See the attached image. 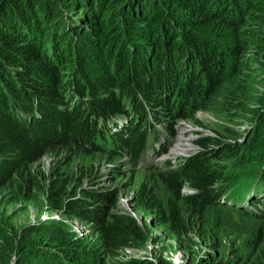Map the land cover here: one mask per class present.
<instances>
[{
  "label": "trees",
  "instance_id": "trees-1",
  "mask_svg": "<svg viewBox=\"0 0 264 264\" xmlns=\"http://www.w3.org/2000/svg\"><path fill=\"white\" fill-rule=\"evenodd\" d=\"M62 1L0 0V106L3 108L0 107V181H6L13 174L14 181L12 179L11 184L18 185V194L24 195L26 199L33 198L29 196V190L34 186L33 179L37 178L29 172L23 174V169L25 164L43 154V146L50 142L54 144L62 142L67 136L73 137L75 131L85 133L84 137L87 140L94 137L93 132L87 131L89 126H93L91 121L95 122L89 119L88 106L91 110L102 113L106 110L112 113L116 108H124L123 105L121 107L118 96L123 92H128L130 96L135 86L141 88L148 96L156 89V96L165 101L167 107L173 102L172 108L175 103L179 104L182 99H187L191 94L199 96L203 88L204 96L206 95L208 100L213 97L220 75L222 80L224 78L225 64H228V68L233 66L234 61L230 54L242 53L243 50L254 52L257 66L264 71V10L260 14L262 18L255 13L264 8V0H114L109 4L107 2L111 0H97L99 4L106 1L105 5L97 11L93 8V0H70L74 1L77 7L82 6L79 2L77 3L81 1L93 8V13L83 19L67 13L64 7H61ZM254 1L260 3L256 4L257 9L249 12V15L254 16L256 21L246 32L248 33L246 42L242 35L239 41H236L238 40L235 39L236 36L244 32L239 28L243 25L238 27V24H235L236 17L240 18L244 10ZM140 10L142 12L134 13ZM191 14H196L200 20H192ZM136 16L137 19L145 18L156 31L157 28L162 30L167 28L171 21L177 25L187 23V26L182 27L180 37H175L178 35L176 32L177 34L168 36L150 35L149 39L142 41L141 37L144 36L135 33L131 26V19ZM16 20L19 27L13 26ZM73 22L86 26L90 29V33L83 32L84 36L79 34L77 35L79 38H74L71 31L76 30V27L69 28ZM55 26H57L58 36L52 35L49 31L51 29V32H54L52 28H56ZM205 27L207 29H204ZM225 30L227 33L222 34L227 40L224 44H218L215 49L207 38H211L217 31ZM174 31H176L174 28L170 30L171 33ZM124 32L127 36L123 35ZM69 36L70 39L64 47L63 43L67 42ZM70 43H75L74 49L77 47L72 53L69 52ZM220 49L223 52V66L218 61ZM63 54H66L67 58L64 59ZM70 60L75 63L77 73L81 77L75 81L76 86L79 87V95H84V88H87V95L96 94L97 90L101 91H99L100 97H96L94 101H87V105L83 108L76 106L72 108L73 110L55 118L56 122H64L67 133L56 130L53 123L49 125L46 121L41 122L43 120H35L31 125L17 124L14 123L11 114L6 115L3 112L11 111L12 108V104L6 97L7 93L4 92L6 88L14 98H16L15 94L23 97L19 100L27 110L33 107V96L36 95L41 107L40 112L45 118L52 119L48 113V110H52L48 97L58 98L56 90L66 89V84L61 81L67 78L65 73L57 71L56 66L59 67L63 61L68 63ZM184 65L196 71L187 73L184 71ZM153 72L156 78H153ZM14 78L18 80L14 81ZM83 82L85 86H82ZM159 82L161 89L157 87ZM28 86L31 92L24 89ZM259 87L260 90L253 93L247 83L239 79L223 101L231 103V108H235V111L259 114L257 121L264 125V110L260 112L253 108L254 105L264 108V77ZM164 93L167 94L166 97H163ZM156 96L150 100L153 105L158 102ZM204 96L201 98L203 99ZM28 97H31L32 101H28ZM51 99L54 100V98ZM134 99L136 100V97ZM203 102L205 101L201 103ZM195 106L199 107L192 104L191 108ZM137 109L143 112L140 102L136 104ZM112 116L116 115L111 114L110 118ZM60 118H62L61 121ZM33 131H36L34 136L31 134ZM131 135L128 147L131 151H136L140 137L138 130L133 131ZM145 142L142 144L143 148ZM200 142L203 148L187 158L181 166L158 174L160 179L166 181L167 190H172L177 198L199 204H210L207 198L211 197V192L214 194L213 181L224 179L227 175L225 170L217 172L215 166H211L212 159L218 155L215 151L223 154L237 147H232V143L224 142L220 138L212 143L209 138L201 137ZM119 144L123 148V144L121 142ZM210 154L213 156H209ZM8 156H13L16 163V168L13 170L9 169L8 162L11 159H7ZM258 157L259 153L252 155L251 158L241 156L235 165L244 161L254 163ZM236 170L239 171L238 168ZM239 180L243 183L245 179L239 176ZM183 182L193 187L194 192L180 195V186ZM49 191L50 196L53 195V190ZM56 197L57 195L53 197L54 204L59 207L61 200ZM67 204L70 208L80 207L78 200L67 201ZM81 208L79 211L83 213L87 210L86 206L84 209ZM165 208L169 214L168 219L174 217L182 219L179 210L172 205L171 201L165 203ZM95 209L97 207L94 205L90 206L88 210H91V214H82V216L87 218L97 215L98 213L94 212ZM100 220L97 222L98 230L103 237V245L112 248L131 246L130 243L140 235L138 226L131 218L127 221L126 217L113 214L109 221ZM163 222H167V219H163ZM49 223L39 221L16 228L9 216L5 214V210L0 209V264H9L11 253L14 256L13 264L147 263L146 260L135 258L121 260L117 257L105 261L99 248L88 244L86 239L74 236L66 227ZM167 226L177 235L188 231L185 227L175 230L170 223ZM34 234L49 235L48 239L35 240ZM262 248V256L241 259L238 264H264V243ZM157 264L168 263L165 260L161 262L158 258Z\"/></svg>",
  "mask_w": 264,
  "mask_h": 264
},
{
  "label": "rangeland",
  "instance_id": "rangeland-1",
  "mask_svg": "<svg viewBox=\"0 0 264 264\" xmlns=\"http://www.w3.org/2000/svg\"><path fill=\"white\" fill-rule=\"evenodd\" d=\"M93 1L95 11L101 9L106 3L104 1L102 4H99L97 0ZM113 1H108L107 4L113 3ZM78 2L82 5L81 7H77L74 1L63 0L61 7H64L67 13L81 19L93 13V8H90L88 4L81 1ZM257 3L260 2L254 1L244 10L240 18L236 17L237 21L235 24H238V27L243 25L239 28L244 31L242 34L236 36L235 39H238L236 41H239V37L242 35L244 36V42H246L245 38H248V33L246 32L251 29L253 23L256 21L253 18L254 16L249 15V12L257 9ZM263 10L264 8L255 12L257 13L256 16L262 18L260 14ZM138 12L142 11H134V13ZM191 19L200 20L196 14H191ZM131 22L135 33L144 36L141 37L142 41L149 39L150 35L157 34L158 36H168L177 32L178 35H175V37H180V32L183 30L182 27L187 26V23L177 25L171 21L167 28L165 27L163 30L157 28L156 31L153 25L145 18L137 19L136 16L131 19ZM13 23V26L19 27L17 20ZM76 25L77 22H73L69 28H73ZM55 27L52 28L54 32H51V29L49 31L52 35L58 36L57 26ZM76 27V30L71 31V34L76 39L79 38L77 36L79 34L84 36L83 32L90 33V29L86 28V26L78 24ZM172 28L176 31L171 33L170 30ZM204 29H207V27ZM222 33H227V31H217L211 38H207L210 45L214 46L215 49L218 44H224L227 40L226 36ZM123 35L127 36V33L124 32ZM69 39L70 36L67 42L63 43L64 47L67 45ZM85 40L88 42L86 38ZM73 44L75 45V43H70V53L77 49L76 46V49H74ZM219 52L218 61L223 66L222 49ZM62 56L64 59L67 58L66 54ZM230 56L234 61L233 66L228 68V64H225L223 80L218 72L221 80L219 78L217 88L213 91V97L206 100L203 88L200 93L202 97L204 96L203 99L200 95L191 94L192 100H196V103H194L199 107L190 108L191 101L189 99H182L175 112L172 110L174 108L171 107L165 114L162 113L161 117L163 119H157L159 123H166L168 127L174 124V127H176L174 133L177 135L172 136L168 132L170 143L171 138L174 139V142L169 147V150L156 155L154 162L149 164L140 163L135 158L136 153L131 151L127 146L119 150H116V148L111 150L109 147L113 142L112 140H110L111 143L106 140L105 144L102 145L103 147L100 148V145L96 143L101 142L106 137L102 133L99 134L98 131H95L96 137L94 140H87L84 137L85 133L83 134L81 130V132L75 131L73 137L67 136L62 142L55 144L51 142L47 143L42 147L44 152L40 157L25 164L23 174L29 172L33 174L34 178H37V181L33 179L34 186L29 190V196L33 198L26 199L24 195L18 194V185L11 184L12 179L14 181L13 174L6 181H0V209L5 210V214L9 216L11 223L16 228L39 221L66 227L74 236L82 237V239L88 241V244L99 248L105 261H110L112 258L117 257L121 260L131 258L146 260L147 263L145 264H149L150 262L157 264L158 258L161 262L165 260L168 264H238L241 259H254L255 257L262 256L264 214H256L227 202L199 204L197 202H190L189 200L184 201L177 198L172 190H167L166 181L160 179L158 174L181 166L187 158L197 153L198 150H201L203 148L201 142L199 143L201 137L209 138L212 140V143L216 139L219 140V138L224 142H229L234 139H241L243 135L247 137L248 133L251 134L252 131L260 130V127L257 125L262 124L257 121L259 114L254 115L251 112L235 111V108H231V103L223 100L239 79L247 83V86L252 89L253 93L256 90H260L259 83L264 77V71L257 66L255 53L252 51L243 50L242 53H231ZM66 61H63L61 66H56L59 73L66 71L65 67L67 65H70L69 68H74V66L77 68L72 60L68 63ZM184 68V71L187 73L196 71L193 68L188 69V66L185 65ZM202 75H204V72ZM153 78H156L155 72H153ZM15 79L18 80L14 78V81ZM61 83L66 84L65 81H61ZM177 83L178 81L176 80ZM157 87H161L160 82ZM24 89L31 92L29 88ZM134 89L139 98H141L142 104L149 111L155 112V108H158V113L160 114L165 105L163 102H159L152 107L145 94L142 93L141 88L135 86ZM221 91L222 94L220 95ZM4 92L7 93L6 97L12 106L21 104L19 100L9 94L6 88ZM56 92L59 99L68 100L66 104H62L65 110L79 106V100L84 99L87 95L85 88L83 89L84 95H79L78 99L76 94L72 98V95H67V93H63L61 90H56ZM121 95V99L130 105V114L133 115L134 110L131 108L130 103L132 100L130 98L129 101L126 100L129 97L128 92H123ZM33 99L32 105L34 110L31 115H39L38 109L41 108L38 104L39 99L36 95L33 96ZM72 99L77 100L72 101ZM31 100V97H28V101ZM202 101L205 102L201 103ZM171 104L173 102L170 103V106ZM122 105L128 107V105ZM83 107L82 105L80 108ZM253 108L260 110V112L264 110L259 105H254ZM12 110L16 114H13L10 110L3 112L6 115H8L7 113L11 114L14 123L20 124L31 121L29 123L31 125L32 121L36 120H32L29 117L18 119L21 114L26 112L20 111V107ZM180 113L182 115L179 116ZM56 117L58 118L59 115L52 114V119H47V121L44 117L42 119L36 118L37 120H43L41 122H48L49 125L53 123L58 128L56 130H63L67 133V129H64V122H56ZM92 118L94 117L89 114V119ZM59 120L61 121L62 118ZM146 120L147 115L142 113L136 118L134 124H137L136 130L145 131L144 134L148 135V130L143 128ZM255 121H257V124H253ZM23 124L25 125V123ZM33 125L35 126V124ZM121 131L126 132V129ZM181 131L184 132L183 135L180 134ZM132 132L124 134L122 144L124 143V139L131 140ZM116 133L117 131L114 132V134ZM31 134L34 136L36 131H33ZM180 135L183 136L182 142L179 137ZM68 137H70L71 141H69ZM263 137L264 134H259L257 141L259 142ZM248 138L250 139V137ZM235 140L232 143V147H239ZM243 140L244 136L239 142H243ZM179 141L180 144L178 143ZM112 145L116 146V144ZM175 145H178L176 153L171 150ZM165 146L167 145H164L162 149ZM245 148H240V154L237 157L238 150H231L223 154L215 151L218 155L212 159L213 163H211V166H215L218 170H223L224 168L225 171L232 170V166L227 167V162L231 161L232 157H236L233 161V164H235L239 157L241 158V156L246 154ZM211 154L209 156H213ZM8 158L11 159L8 162L9 169H15L16 163L13 156H8ZM219 181L216 180L214 185ZM51 189L53 190V195L50 196L49 190ZM190 192H192L191 189L183 186L179 193L180 195H184ZM54 195H57L56 198L61 200L59 207H56L54 204ZM70 200H78L79 208L83 206L81 209H84V206H86L87 210L83 213L77 207L70 208L69 204H67V201L69 202ZM167 201H171L172 205L179 210L180 218L182 217L181 220L176 217L173 219L167 218L169 217L165 208ZM92 205L97 207L94 212L98 214L87 218L82 216V214H91V210L88 209ZM113 214L124 216L127 221L131 218L138 226L140 235L130 243L131 246L125 245L120 248H112L108 245H103V237L98 230L99 224L97 221L99 219L104 222L109 221ZM163 219H167V222H163ZM167 223H170L175 230L185 227L188 228V231L177 235L168 228ZM48 235L39 234L35 235L34 238L35 240H40L41 238L48 239ZM13 263L14 256L11 253L9 264Z\"/></svg>",
  "mask_w": 264,
  "mask_h": 264
},
{
  "label": "clouds",
  "instance_id": "clouds-1",
  "mask_svg": "<svg viewBox=\"0 0 264 264\" xmlns=\"http://www.w3.org/2000/svg\"><path fill=\"white\" fill-rule=\"evenodd\" d=\"M78 24L79 23H77V25ZM80 26H82V25H80ZM69 66L70 65H67L65 67L66 71L62 72V73L66 74L67 78L63 79V81L66 82L67 87H66L65 90H61V91L63 93H67V95H72V98H73V95L76 94L77 95V99H78V96H79L78 88L79 87L76 86V82L75 81L81 79V77L77 73V69L75 68V66H74V68H69ZM82 86H85L84 82H83ZM27 88L31 89L30 87H27ZM158 89H161V87H159ZM85 90H87V88H85ZM58 91H60V90H58ZM99 91H101V90H97L96 94H92V95L88 94V95H86V97L84 99H80L79 100V103H80L79 106H82V105L86 106L87 105V101H94V99L96 97H100V92ZM132 92L130 93V96L128 95L129 97H127L126 100L129 101V98H130V100H132L130 102L131 103V108L134 110V113H135V111H136V102L133 100V98L136 97L137 99H140L141 102H142V100H141V98H139V96L136 93L135 89H133ZM155 92H157L156 89H154V92H151L150 96L145 95L149 102H150V100L152 98H154V96H156ZM142 93H143V91H142ZM151 95H154V96H151ZM15 97H16L17 100H19V98L22 100V98H23L22 96L21 97L17 96V94H15ZM51 98H54L56 101H52ZM118 98H120V100H122L121 99L122 95L120 94L118 96ZM157 99H158V102H156L155 104H158L159 102H163L165 104L163 109L160 111V115L162 116V113L165 114L168 110H170L171 106L167 107L165 101H162L159 97H157ZM187 99L191 100V104H190V108H191V105L193 104L194 100H192V96L188 97ZM21 100H19V101H21ZM48 100H49L50 105L53 108L52 110H48V113L51 116H52V114L60 116V114H65V112H69L70 109L74 108V107H71V108L65 110V107L62 106V104L59 103V102H62L63 104H66L68 100H65V99H62V100L59 99V98L56 99L55 97L52 96V97H48ZM76 100L72 99V101H76ZM122 101H125V100H122ZM150 104H151V102H150ZM0 107L2 108V106H0ZM152 107H154V106H152ZM173 108L174 109H172V110H174V112H175L178 109V104L175 103ZM88 110H89L90 114L92 115V117H94V118H92L90 120H95V122L91 121L93 126H89L88 129H87V131H90V132L94 133V137H92L91 140L95 139V137H96L95 136V131H98V130L95 129V127L97 125H101L104 122L109 121L111 114L116 115L120 119H124V118L130 119L134 115V114L133 115L130 114L131 109L128 110V111H124V110H122L120 108L119 109L116 108V109H114L112 111L111 114H106L108 112V110L104 111L103 113L99 112V111H93V110H91L90 106H88ZM88 110H86V113H88ZM158 111H159L158 108H155L156 114L159 115ZM164 111H166V112H164ZM12 113L16 114L14 112H12ZM142 113H145V115H147V117H148V111L147 112H142ZM142 113L136 114V116L139 117V115L142 114ZM21 117H29L32 120L33 119L37 120V118L38 119H42L44 117V115L40 114V115H33L32 116V115H28V112H26L24 114H21V116L18 119H23ZM159 118L160 117H158L157 119H159ZM47 119L48 118H45L46 121H47ZM162 119H163V117H162ZM34 121L35 120H33L32 123ZM30 122H23V123L29 124ZM135 122H136V120H135ZM253 124H257V123L254 122ZM136 125L137 124L130 125L129 127L126 128V132L121 133L119 136H115V139H114L115 142L116 143L122 142V139L124 138V134L125 133L129 134L130 132L135 131L136 130L135 129ZM257 125L260 127V130H259L258 133L252 131L251 134L248 133L247 137H245V135H243L244 136L243 142H239L243 138V136H242L241 139H236V140L234 139L235 141H237V143L239 144V147L241 149L246 147L244 150H247L248 147L250 146V144L247 146L249 140H250V143L253 142V141L255 142L258 139V135L259 134L260 135L264 134V125H263V123L260 124V125L259 124H257ZM143 128L148 130V135H149L150 131H149L148 127H146L144 125ZM56 129H58V128L56 127ZM253 132H254V134H253ZM100 133L101 132H99V134ZM138 133H139V136H140L139 137V144L136 147V151H133L134 153H136V156H138V150H139V148H140V146L142 144L141 142H142L143 138H145L147 136V135L144 134L145 131H142L140 129H138ZM248 137H250V139ZM106 140H107V138L103 139L101 142H98L96 144L100 145L99 147L101 148V147H103L102 145L105 144ZM234 140L229 141V143H233ZM129 141L124 139L123 148L125 146L128 147ZM239 147L234 149V150H238V154L236 155V157L240 154L239 153V150H240ZM261 148L264 149V141H262L261 143H256V142L254 143V146L252 148V152L253 153H259V157L256 160V162H254V163L250 164V163H247L246 161H244V162H241V163L235 165V164H233V161H234V159L236 157H232V160L227 162V164H226L227 167L232 166L233 168H232V170H226V174H227L226 177L224 179H217V180H220V181L216 185H214V183L216 181H213L212 188H214V190H213L214 194H212V192H211L210 193L211 197L208 196V198H207L210 203L211 202H214V203L215 202H218V203L219 202H227L229 204H233L234 206H236L238 208H241V209H244V210H250V211H252V212H254L256 214H264V197H262V196H264V166H262V164L264 163V150L261 149ZM110 149L113 150L115 148H110ZM135 158L137 160V157H135ZM261 159H263V160H261ZM236 168H238L239 171H237V170L235 171ZM217 171H221V170L217 169ZM239 176H241V177H243L245 179L243 183L240 182L241 180H239ZM183 186H186L189 189H191L192 192H190V193H193L194 190H195L193 187L188 185L186 182H183L181 184L180 190H181V187H183ZM249 199H251V202L247 203V201Z\"/></svg>",
  "mask_w": 264,
  "mask_h": 264
},
{
  "label": "bare ground",
  "instance_id": "bare-ground-1",
  "mask_svg": "<svg viewBox=\"0 0 264 264\" xmlns=\"http://www.w3.org/2000/svg\"><path fill=\"white\" fill-rule=\"evenodd\" d=\"M166 95L167 94L164 93L163 97H166ZM133 100L136 102V104L139 103V102L142 104L140 99L136 98V100H135L133 98ZM121 102L124 105H128L125 101L120 100V104H121ZM194 102L196 103V101H193V105L195 104ZM122 104H121V107H122ZM151 106H154V105L151 104ZM17 107H20V111H22V112H28V115H31V113L34 110V107H31L30 110H27L25 108L24 104H20V105H16V106L13 105L12 108H11V111H13L12 109H16ZM121 109L124 110V111H128L130 109V105H128V107H124V108H121ZM142 111L143 112H147L148 111V117H147L148 119L146 120L144 125L146 127H148V129L150 131V134L147 135L145 138H143L141 143L144 144L145 139H146L145 146L143 148V146L141 144V146H140V148L138 150V156H136V157H137V160L140 161L141 163L149 164V163H152V162L155 161L156 155L162 154L164 151L169 150V147L174 142V139L171 138V143H170V136L168 135V132L172 136L177 135V134L174 133V131H176V127H174V124H171L170 127H168L166 123L161 124V123H159L157 121L158 117H160L162 119L160 114L158 115L154 111H149L143 104H142ZM164 112H166V111H164ZM38 113H39V115L42 114L39 109H38ZM139 113H141V112H140L139 109H137L135 111L134 115L130 119H126V118L120 119L117 116H112L109 119L108 122H104L101 125H97L95 129L98 130L99 132H101L102 135L104 137H106L109 142H110V140H112L113 141L112 144H116V146H117L116 147V146L110 144L111 145L110 148H116V150H119L122 147L120 146L119 143L114 142L115 136H117V135L119 136V134L123 133L121 130H125L127 127H129L130 125L134 124V122L136 120V117H137L136 114H139ZM106 114H111V111L107 112ZM42 115H44V114H42ZM116 131H117V133L114 134V132H116ZM255 132L258 133L259 130H256ZM183 133L184 132L181 131L180 134L183 135ZM182 135L179 136L181 142H182V139H183ZM262 141H264V137L259 142L257 140L255 142L256 143H261ZM255 142L253 141V142L250 143V140H249L247 146L249 144H250V146L246 150V154L243 155L242 157L251 158L252 155L256 154V153L252 152V148H253ZM178 143L180 144V141ZM164 145H167V146H165L162 149V147ZM177 146L178 145H175L174 147L172 146L173 147V149H171L172 152L176 153ZM232 146H233V144H232ZM158 151H160V152L158 153ZM134 161H135V159H134ZM262 166H264V163L262 164ZM262 197H264V196H262ZM250 202H251V200L249 199L247 201V203H250Z\"/></svg>",
  "mask_w": 264,
  "mask_h": 264
}]
</instances>
